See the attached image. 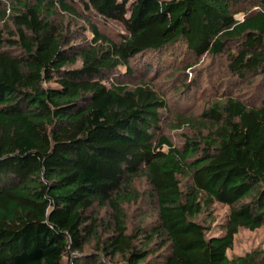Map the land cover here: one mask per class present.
I'll return each mask as SVG.
<instances>
[{"label":"trees","instance_id":"obj_1","mask_svg":"<svg viewBox=\"0 0 264 264\" xmlns=\"http://www.w3.org/2000/svg\"><path fill=\"white\" fill-rule=\"evenodd\" d=\"M76 4L124 33L91 24L78 42L57 20L81 17ZM176 49L226 57L260 93L181 116L203 126L181 147L161 133L166 100L123 80ZM142 197L156 221L130 233L123 205ZM215 204L229 211L213 227ZM95 205L112 210L111 234L89 253ZM262 227L264 0H0V264H264V249L228 255L241 228Z\"/></svg>","mask_w":264,"mask_h":264},{"label":"rangeland","instance_id":"obj_2","mask_svg":"<svg viewBox=\"0 0 264 264\" xmlns=\"http://www.w3.org/2000/svg\"><path fill=\"white\" fill-rule=\"evenodd\" d=\"M76 5L82 14L81 17L61 14L57 20L59 22L63 20L64 25L78 30L76 33V36H80L78 42L87 37L89 39L93 37L91 24L97 25L103 34L115 39L119 33H124L123 28L118 24L105 23L99 19L93 20L92 17L85 14L80 4ZM236 18L243 19V12L238 13ZM180 50L183 51V47ZM141 60L145 65L151 63L154 69L145 70L147 73L145 77L142 75H136L132 78L125 76L123 80L126 79V83H132L131 79H133L137 83L145 79L166 100L167 107L162 111L161 133L167 136L177 147L182 146L186 137L194 135L198 129H203L201 125L185 124L180 126L179 118L181 116L187 120L189 118L199 120L201 114L214 102L232 96L245 99L250 104H255L260 99L259 90L255 92V87L249 83L236 82L227 68L228 60L224 56L216 58L207 55L197 57L189 54L187 56V53L177 50L176 54L174 52L171 54L161 53L160 55L145 54ZM164 149L166 150L167 146ZM135 189L139 193L145 192L144 194H147L149 191L147 181L144 178L137 180ZM146 202L147 198L142 197L137 202L132 201L123 205L130 233H138L137 229L156 221L154 207H146ZM228 211L229 206L214 205L213 214L216 220L213 227L223 223ZM92 213L101 220V239L100 241H93L86 247L85 250L89 253L95 251L103 240L108 239L112 224V210L110 208H101L99 205H95ZM201 219L205 221L206 216ZM214 232L219 233L217 230ZM254 249H264V227L255 230L241 228L235 236L233 247L228 250V255L230 258H234ZM152 264L155 263L152 262Z\"/></svg>","mask_w":264,"mask_h":264}]
</instances>
